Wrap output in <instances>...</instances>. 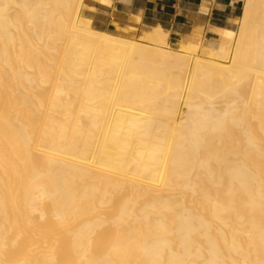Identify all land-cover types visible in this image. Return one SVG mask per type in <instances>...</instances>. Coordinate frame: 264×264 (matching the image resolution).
Returning <instances> with one entry per match:
<instances>
[{"label":"bare ground","instance_id":"bare-ground-1","mask_svg":"<svg viewBox=\"0 0 264 264\" xmlns=\"http://www.w3.org/2000/svg\"><path fill=\"white\" fill-rule=\"evenodd\" d=\"M236 1L205 44L0 0V264H264V0Z\"/></svg>","mask_w":264,"mask_h":264},{"label":"crops","instance_id":"crops-1","mask_svg":"<svg viewBox=\"0 0 264 264\" xmlns=\"http://www.w3.org/2000/svg\"><path fill=\"white\" fill-rule=\"evenodd\" d=\"M114 8L96 4L93 19L99 28L109 27L115 19L124 26L131 14L139 15L141 27L161 25L168 30L169 41L191 34L203 25L206 43L216 38L210 27L229 26L228 20L239 15L241 2L236 0H113ZM208 9L201 13L202 4Z\"/></svg>","mask_w":264,"mask_h":264},{"label":"rangeland","instance_id":"rangeland-1","mask_svg":"<svg viewBox=\"0 0 264 264\" xmlns=\"http://www.w3.org/2000/svg\"><path fill=\"white\" fill-rule=\"evenodd\" d=\"M240 11H241V8H240L238 14L240 13ZM142 28L145 29L144 27H142ZM101 29H106V30L112 31V30H113V27H112V25H111V26H109V27H103V28H101ZM140 33H141V29H140L138 32H136L135 36L140 35Z\"/></svg>","mask_w":264,"mask_h":264}]
</instances>
